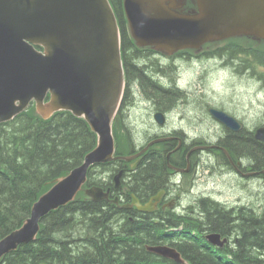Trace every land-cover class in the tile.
I'll use <instances>...</instances> for the list:
<instances>
[{
	"label": "water",
	"instance_id": "obj_1",
	"mask_svg": "<svg viewBox=\"0 0 264 264\" xmlns=\"http://www.w3.org/2000/svg\"><path fill=\"white\" fill-rule=\"evenodd\" d=\"M193 3L196 8L184 12L185 0H124L132 38L166 54L233 37L264 40V0ZM124 88L121 31L110 0H0V124L35 104L43 119L69 111L84 118L97 135V146L84 163L35 203L22 228L0 241V261L36 240L46 215L75 200L92 166L135 158L115 156L112 123ZM211 113L235 131L243 128L224 111ZM257 137L264 140V130ZM122 174L115 178L116 189ZM86 194L97 202L109 200L111 188L95 186ZM134 204L144 211L153 209L152 203L143 206L138 199ZM210 239L223 246L220 237Z\"/></svg>",
	"mask_w": 264,
	"mask_h": 264
},
{
	"label": "trees",
	"instance_id": "obj_2",
	"mask_svg": "<svg viewBox=\"0 0 264 264\" xmlns=\"http://www.w3.org/2000/svg\"><path fill=\"white\" fill-rule=\"evenodd\" d=\"M111 2L121 26L123 46L134 43L128 31L123 0ZM235 40L225 42L227 45L217 51L221 58H217L219 62L234 64V70L238 71V64H247L245 69L256 67L257 60L259 64H264L262 52L255 48H242ZM130 68L139 72L133 66ZM188 69L182 71L184 85L188 82L186 74L191 75ZM253 73L259 75L256 70ZM261 78L264 80L263 73ZM139 81L147 95V86L168 95L164 86L157 81L151 82L143 74ZM223 131L226 133L222 132L221 135L227 139L222 145L233 154L235 161L245 159L264 171V142L246 130ZM115 137L117 154H131V148L125 146L128 141L121 138L117 129ZM96 140V134L88 124L68 112L57 113L51 119L44 120L32 107L13 121L0 125V241L31 217L33 205L53 186L56 179L83 163L87 153L96 146ZM157 158L159 161H156ZM111 166L100 165V171L116 173V168ZM96 167L91 169L88 184L108 187L113 176L95 179L92 170ZM144 167L145 170L142 167L140 172L132 174L131 180L140 178L142 182L143 177L165 171L166 155H153L152 160L144 163ZM148 181V186L152 185V180ZM134 191L132 188L129 194ZM201 202L204 217L190 225L198 232L206 227V231L218 232L223 236L236 232L235 247L214 252L202 243L198 235L188 233L181 235L191 238L190 241L176 244L169 241L171 244L168 245L176 247L188 264H264L263 221L257 220L254 214L244 212L238 216L243 224L237 226L232 223L236 221L232 212L220 209L215 204L208 205L207 200L196 204ZM127 213L113 203H97L81 193L75 202L51 212L42 220L36 241L21 245L18 250L6 255L0 264H169L157 260L145 250L146 244H164L155 242L156 237H163V240L170 238L164 233L163 226L151 224L149 218L140 224L132 211ZM172 216L177 218L173 219L177 222H185L183 217ZM170 217L168 215L166 219ZM171 226L175 225L170 223L166 227ZM187 228L188 232L194 231L189 225ZM226 254L232 258H227Z\"/></svg>",
	"mask_w": 264,
	"mask_h": 264
},
{
	"label": "flooded vegetation",
	"instance_id": "obj_3",
	"mask_svg": "<svg viewBox=\"0 0 264 264\" xmlns=\"http://www.w3.org/2000/svg\"><path fill=\"white\" fill-rule=\"evenodd\" d=\"M190 1L192 2V0ZM187 3H189L188 0ZM186 8L187 4L184 9ZM211 48V46H207L198 50L187 49L174 54H166L153 46H139L133 43L123 48L122 54L126 67L127 88L116 120L118 129H122L129 137V140L136 149L135 153L141 152V149H145L156 139L170 138V141L161 142L149 149L152 150L155 146L160 147L153 150V152H157L159 156L161 152H164L163 154L166 155L167 160L165 171L160 174L157 173L155 176H148V178L143 177L141 178L142 182H140V178L128 180V182L131 181L137 186L138 190H136V195L139 197L142 205L153 203V211L151 212H144L136 207L128 209L132 210L138 222H141L142 213H145V216L142 217L153 218L156 216L161 218L170 211L180 210L184 213L186 210L189 211V209L195 205L194 203L196 201L194 202V198L192 199V197L186 194L190 205H184L182 203V196L175 188V186L178 188V184L172 182V177L181 175L183 179L186 180L187 176H194L193 174L198 171L202 156L206 154L208 156L214 154V158L217 160L216 169L221 164L216 156V153L220 154V148L223 146L221 144L222 142H220L221 140L217 142H201L198 140L200 138L199 136L192 138L188 133L189 124H187V115L189 109L187 105L189 102L187 96L189 90L188 88H184V82L182 80V70L185 71L188 67V70H192L197 64L204 63L205 61H215V57H217L218 54L212 52ZM205 56L212 57L206 59ZM183 65H185L186 68L183 67ZM221 65L225 67L222 63ZM226 65L231 66L234 70L233 67H235V65L231 63ZM132 66L139 70V72L133 71L130 68ZM234 73H236V70H234ZM245 73H249V70H246ZM141 74L146 76V78L153 83L156 81L159 82V84L164 86V89L167 90L168 95L155 91L152 89V86L151 88L147 86L149 91V95H147L141 87V84L139 85ZM185 86H189V82H187ZM179 97L180 99H178ZM154 99L156 100L154 101ZM198 110L204 115L206 106L204 105ZM208 114H210L209 111ZM159 115L161 116L158 118ZM197 116L200 117V115ZM214 122L218 123L216 120H214ZM134 133L147 134L146 136L148 137L141 145H135L130 138V135ZM226 139L227 138L224 137V140ZM213 144L216 146L214 149L208 148L203 150L200 148L201 146ZM168 155H171V160H169L174 166L173 168L169 165ZM147 156L139 157L140 161L139 158L137 159L139 165L136 169L140 168L138 172L142 170V167L143 170H145L144 163L147 160ZM156 161H159V158H157ZM230 168L231 172L233 169H236V174L240 176L241 179L246 178L247 174L250 172H260L259 166L255 167L245 159L237 160V166L232 164ZM245 175L246 177H244ZM251 176H253V178L250 180L253 179L264 182L263 173ZM148 180H152V185L148 186ZM157 181L158 183H156ZM120 195L122 202L132 203L133 199H129L126 191H123V193L120 192ZM157 197L159 198L158 200L156 199ZM191 203L194 205H191ZM172 215H176V213H170V216Z\"/></svg>",
	"mask_w": 264,
	"mask_h": 264
},
{
	"label": "rangeland",
	"instance_id": "obj_4",
	"mask_svg": "<svg viewBox=\"0 0 264 264\" xmlns=\"http://www.w3.org/2000/svg\"><path fill=\"white\" fill-rule=\"evenodd\" d=\"M235 41L239 42L242 48H255L264 54V41H256L246 37H241ZM256 63L257 66L250 68V72L253 73L256 70V72L264 73V64H259L258 60ZM205 66L201 82L192 75L194 69L188 70L191 75L186 74L189 86L194 89H188L187 96L189 102L187 105L189 109L187 115L188 133L191 136H199L212 142L221 134V126L214 122L207 113V103L216 107H224L226 111L245 122L248 127L259 125L263 119L262 114H264V82L259 77L252 78L244 76V74L237 75L230 66L228 68L223 67L215 61L206 63ZM238 67L239 69L243 68L241 65H238ZM204 105L206 106V112L203 115L198 109ZM197 115H200V117ZM120 135L125 141V134L120 133ZM146 135L134 133L130 135V138L135 145H140L147 139L148 136ZM208 157L207 155L203 157L197 174L192 176L196 183L194 189L196 196L204 194L205 198L210 197L211 200L226 205L230 209L237 206H250L258 214L264 205V182L252 179L248 186V182L237 178L234 173L230 172V168H219L218 173L212 172L207 168V165L208 163H212V165L215 163L213 159ZM114 165L119 166L120 163ZM111 173L109 171L100 178L103 176L108 178ZM97 177L99 176H94L95 179ZM176 179H179L178 181L183 180L178 188L182 190L179 193L184 198L186 195L183 194L185 192L183 188L187 191L189 187L188 189L186 186L184 187L185 179L182 176ZM185 201L186 199H184L183 204ZM212 209L215 210V207ZM152 229L155 228L152 227Z\"/></svg>",
	"mask_w": 264,
	"mask_h": 264
},
{
	"label": "bare ground",
	"instance_id": "obj_5",
	"mask_svg": "<svg viewBox=\"0 0 264 264\" xmlns=\"http://www.w3.org/2000/svg\"><path fill=\"white\" fill-rule=\"evenodd\" d=\"M234 65V64H232ZM239 65V64H238ZM248 66L247 64H244L242 67V69H240V71L242 72H245L247 69H245L244 67ZM236 74L237 75H240L241 73L236 70ZM244 76H249V74H245L243 73ZM209 109V107H208ZM242 126L245 127V125L243 123H241ZM224 128V127H223ZM262 128L264 129V125L262 126ZM226 130H229V129H226ZM235 130V129H234ZM242 130H246V129H242ZM241 130V131H242ZM232 131V130H231ZM247 132H249L248 130H246ZM223 133H226V131H222ZM239 132V131H238ZM151 134V133H150ZM250 134H254L256 135L257 133L256 132H253V133H250ZM222 136V137H221ZM219 137V140H221L220 142H223L224 141V137L223 135H221ZM255 138H257L255 136ZM170 138L166 139V140H169ZM258 139V138H257ZM199 141H204V139L202 137H200L198 139ZM262 142H264V140L262 139H258ZM170 141V140H169ZM142 144V143H141ZM140 144V145H141ZM222 144V143H221ZM221 148L223 149H226L227 147H225L224 145L221 146ZM144 149V148H143ZM141 149V150H143ZM228 150V149H227ZM139 151V150H138ZM164 152H161V154H163ZM150 154V155H149ZM157 154V152H146V154L144 155L145 157L147 156V160L146 162H148L150 159L152 160L153 158V155ZM164 155V154H163ZM207 155V154H206ZM143 156V157H144ZM219 156V157H218ZM168 158V162H169V165L170 167L173 168V165L171 163V155H168L167 156ZM217 158L219 159V161L221 162H226V163H229V162H232L234 165L237 164V161H235V158L233 156V154L228 150V151H224L222 152L220 155L217 153ZM242 158V157H241ZM245 158V157H244ZM170 159V160H169ZM215 161H217L215 159ZM231 167V165H228ZM122 170V169H120ZM235 170V171H233ZM232 172L236 173V169H233ZM229 171V170H228ZM108 171H102V172H94L93 175H98L99 177L104 175V174H107ZM117 173H119V170L117 171ZM259 173H263L264 174V171H260ZM259 173H254V172H250L249 174H247V177L246 175L244 177L246 178H243L241 179L240 176H237V178H239L241 181H244L246 180V182H248V186H249V180L251 178H253V176L251 175H256V174H259ZM197 174V171L195 174L193 175H196ZM110 176H113L112 179H115L117 177V175L114 173V174H111ZM132 176V175H131ZM130 176V177H131ZM129 177V179L131 180V178ZM131 182V181H130ZM253 184V183H251ZM249 188V187H248ZM262 191V190H261ZM204 195V194H203ZM184 196V195H183ZM187 196H189L187 194ZM205 196V195H204ZM185 197V196H184ZM206 197V196H205ZM187 198V197H186ZM202 199H204V197H200ZM193 199V198H192ZM190 200V199H189ZM205 200L208 201V205L210 204H215L217 205L220 209H225V211H230L233 213V217L236 218V221L235 222H232L233 224L235 225H240V224H243V221H241V218H238V216H240V214H243L244 212H247V214H254L256 217L257 220L259 221H263L262 225L264 227V205L262 208L261 211L259 212H262V213H259L258 214L255 212L254 208L250 207V206H237L236 208H229V207H226V205H223L219 202H216V201H213L211 200L210 197L206 198ZM204 200V201H205ZM193 203V201H192ZM202 205H203V202L199 203V204H196L194 206H192L191 210L188 211L186 210L184 215H180V214H176V216H180V217H183L185 218V222H177L173 219H177L176 217L174 216H171L169 220H173L171 223L172 225H175V226H171V227H166L167 225H170V223H167L169 220L166 219V217L161 221L160 225L163 226V231H165L164 233L170 237L168 240H174V244L176 243H179L180 241L184 242V241H190L191 238H187L185 236H182L181 234H184V233H188L189 235L191 236H196L198 235L201 239H202V243L208 245L210 248H212L214 250V252H216L217 250H231L235 247V242H237V239L235 238L236 237V232L234 234H231V235H228V236H223L221 233H218V232H212V231H206V227L205 228H201L200 232L196 231L195 228H193L190 224H193L194 220L196 219H203L204 215L202 214ZM189 208V207H188ZM185 209V208H184ZM183 209V210H184ZM187 209V208H186ZM242 212V213H241ZM168 215L170 216V213H168ZM31 216H32V212H31ZM142 216H145V213H142ZM141 216V222H144L146 218L148 217H142ZM31 218V217H30ZM131 219L133 220V218L131 217ZM147 220V219H146ZM149 222L152 224V220L149 219ZM189 222V223H188ZM157 224V223H156ZM188 225L194 230V231H191V232H188L186 229H188ZM182 231H185L184 233H180ZM169 234V235H168ZM181 235V236H179ZM214 235V238L218 239L220 237V242H222L223 246L213 242L210 237H212ZM2 241V240H1ZM145 250L155 256V258H157V260H162L166 263H169V264H188V261L183 257V255L181 254V252L174 246L172 245H168V244H159V245H152V244H146L145 245ZM164 252L167 253V255L163 254ZM227 258H232V256L226 254ZM229 260V259H228ZM233 262H235L234 260H232Z\"/></svg>",
	"mask_w": 264,
	"mask_h": 264
}]
</instances>
